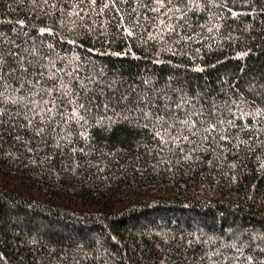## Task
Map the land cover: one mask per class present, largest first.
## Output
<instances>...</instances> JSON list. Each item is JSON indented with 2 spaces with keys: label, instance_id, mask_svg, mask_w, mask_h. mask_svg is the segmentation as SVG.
<instances>
[{
  "label": "trees",
  "instance_id": "obj_1",
  "mask_svg": "<svg viewBox=\"0 0 264 264\" xmlns=\"http://www.w3.org/2000/svg\"><path fill=\"white\" fill-rule=\"evenodd\" d=\"M0 264H264V0H0Z\"/></svg>",
  "mask_w": 264,
  "mask_h": 264
}]
</instances>
